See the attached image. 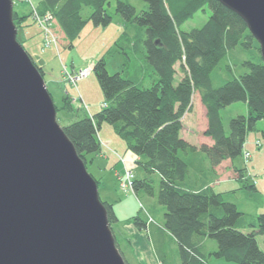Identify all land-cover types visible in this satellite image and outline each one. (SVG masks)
<instances>
[{
  "label": "trees",
  "instance_id": "16d2710c",
  "mask_svg": "<svg viewBox=\"0 0 264 264\" xmlns=\"http://www.w3.org/2000/svg\"><path fill=\"white\" fill-rule=\"evenodd\" d=\"M142 1L147 6L138 11L132 4L118 0L115 15L128 26L141 28L146 75L141 80H133L138 77L141 66L135 74L111 75L105 58L98 59L92 74L107 106L94 116H79L80 110H73V98L63 97L61 105L56 106L58 115L73 111L77 114L63 129L85 163L88 156L102 150L98 132L103 124L111 126L126 142L127 152L146 173L145 178L133 183V191L157 197L165 208L164 229L175 238L182 264H207V257L199 250V244L204 241L215 242L217 246L210 258L229 264H264V252L258 241V237H264V215L258 216L257 225L249 227L251 233H244L240 227L244 214L214 191L216 186L229 181L241 182L242 189L250 192L257 190L256 183L249 180L246 167H236L235 161L243 157L248 134L264 121L263 61L259 64L243 62L248 73L219 88L213 86L212 75L230 51L243 47L260 53L259 44L244 20L218 1ZM110 2L22 1L27 11L21 15L14 10V23L18 31L20 27L24 29L29 20L43 23L57 48L74 50L88 24L103 28L112 24L114 15L110 12ZM86 10H89L87 18L84 17ZM206 10L211 14L201 29L183 30ZM26 26L28 28L29 24ZM37 67L44 78L43 69ZM70 75L76 77L78 71ZM241 102L247 104L249 115L233 118L227 131L222 111ZM189 113L195 115L196 146L180 136L183 117ZM262 134L264 136V132ZM197 151L206 155L214 174L209 186L199 190L191 183L196 180L189 179L190 164L181 157L182 153ZM154 175L159 178L158 190ZM103 203L110 224L116 223L114 203ZM133 221L139 229L146 228L139 217Z\"/></svg>",
  "mask_w": 264,
  "mask_h": 264
},
{
  "label": "water",
  "instance_id": "95a60500",
  "mask_svg": "<svg viewBox=\"0 0 264 264\" xmlns=\"http://www.w3.org/2000/svg\"><path fill=\"white\" fill-rule=\"evenodd\" d=\"M239 15L264 64V0H215ZM0 0V264H126L98 185L59 125L39 69Z\"/></svg>",
  "mask_w": 264,
  "mask_h": 264
},
{
  "label": "rangeland",
  "instance_id": "374dc122",
  "mask_svg": "<svg viewBox=\"0 0 264 264\" xmlns=\"http://www.w3.org/2000/svg\"><path fill=\"white\" fill-rule=\"evenodd\" d=\"M22 1L31 2V0H16L14 2V10L19 11L21 15H25L26 13V7L22 6ZM118 0H111V10L112 13H115V7ZM125 3L132 4L137 8L138 11L144 10L143 6H147L145 2L142 0H121ZM142 8V9H141ZM208 12V13H207ZM211 13L206 10L205 12H200L196 18H194L193 21L187 23L183 30L186 32H189L193 29H201L204 26L203 19H206L208 15ZM89 16V10H86L84 13V17L87 18ZM30 21V20H29ZM33 21V20H32ZM36 23V28H27L29 30L28 32L33 31H39L42 35V43H41V52H46V57L50 59V61H55L59 67V70L62 69L61 75L58 82V88L56 85L51 84L48 79L46 78L45 81L47 83V88L51 95L53 96V101L56 106H60L62 102V98L65 96H70L68 88H77L83 89V90H95L94 85L91 83V79H94L92 74V69L94 66L93 60H86L85 65L88 67V71L91 70L90 73L86 75V78L84 79H77L76 77H73L71 74V70L69 69L70 66L74 63V65L81 64V61L84 59V55L91 49L95 54L98 53V59L105 58V60L108 62V71L111 73V75L115 74V72H130L131 74H135L139 71V66L144 65V63L147 61L144 54L137 50L132 48V43L125 41L124 39H121L120 37H111L108 33L103 32L102 27H95L91 23L86 26L84 31L81 34V38L77 41V44L74 48V50H63L60 48H57L55 45V42L53 40V37L46 26L43 23L33 21V24ZM115 29L118 30V27L115 26ZM141 29V28H139ZM22 28L19 29V35L17 37V40L19 43L25 48L24 50L28 52L29 49L28 45L26 44V40L22 39V34L20 35ZM102 34L105 35V38L102 37ZM121 34V32H120ZM129 37H131L130 32L128 33ZM32 35V34H31ZM102 37V38H101ZM144 37V34L142 31H140L137 42H139ZM41 41H39L40 43ZM40 47V46H39ZM59 49V50H58ZM53 56L51 58L50 56ZM35 61V59H33ZM90 61V62H89ZM122 61V63H120ZM250 61L252 63H261L262 58L258 51L255 49H246L243 47H237L236 49L230 51L228 53L227 58L218 66V68L214 71L212 75V83L215 88H219L223 86L226 82L232 80L233 78H239L240 76L248 73V70L243 68L242 64L243 62ZM36 62V61H35ZM62 63H66L64 66ZM84 65V64H83ZM63 67V68H62ZM228 67L231 69V71L228 69ZM92 68V69H91ZM87 69V68H86ZM146 75V73H145ZM127 76V75H126ZM181 77V75H180ZM87 79V80H86ZM85 80V81H84ZM148 82V81H146ZM150 86V85H149ZM77 96V93L72 91V94L70 97L73 98L72 100V106L74 102L77 104V99L74 98ZM74 101V102H73ZM81 105L83 104L80 103ZM84 105V104H83ZM82 105V108H83ZM84 107H86L84 105ZM74 108V107H73ZM74 110V109H73ZM84 110V109H83ZM85 111V110H84ZM85 113V112H84ZM82 115H84L82 113ZM81 115V116H82ZM222 120L226 127V130L229 131V123L233 118H236L238 116H245L248 117V106L246 103H236L228 108H226L224 111H222ZM76 112H70V113H60L58 115V121L59 125L63 128L70 124L72 122V118L76 117ZM183 123V130L181 131V138L188 143L192 145H197V138H196V125H195V115L193 113L186 114L183 117L182 120ZM264 121H261L258 123L256 130L253 132H250L248 134L247 140H246V151L249 152V160H245L243 157L238 158L235 161V166L238 168H247L248 174L250 177V182H254L257 185L256 192H250L245 189H242L243 184L239 181H229L224 182L220 184L219 186H216L214 188L215 193L222 194L223 199L227 203H233L237 206L240 212L244 214L240 227L242 232H247L243 230L250 229L249 227L251 225H257L258 223V216L264 215ZM181 157L184 158L189 164H190V180L195 179H201L204 182L211 183L214 179V174L211 169V164L206 157L205 154H203L200 151L197 152H191V153H182ZM116 158L118 160L115 167V177H113V181L117 183L118 190H120L124 194H133L130 189V180L128 178V174L133 171L135 177L137 180H142L146 177V173L144 170L136 164V158L131 154L128 153L126 155L121 154L119 155V158ZM87 171L88 173L94 178L98 185V178H99V170L101 162L95 163V158H92L91 156L87 158ZM131 170V171H130ZM108 174L111 173V168L106 169ZM114 171V170H113ZM252 175H250V173ZM253 176V178H252ZM156 181V190L159 189V178L157 175H154L152 177ZM189 180V181H190ZM100 182V181H99ZM100 187V183H99ZM117 190V191H118ZM119 192V191H118ZM100 199L102 202L113 200L114 193L108 189L100 188ZM136 195L133 200L138 203L140 211H142L145 214V217L147 216L148 212L151 216H154L157 220H160L163 218L164 212L163 209H165L163 206H161L157 200V197H149L144 192L140 191ZM139 200L142 202L139 203ZM152 201L149 202L150 204L147 205L146 201ZM143 206V207H142ZM216 211L212 209V212ZM138 214V213H136ZM135 214V215H136ZM113 225L114 232L116 231V228ZM136 226V225H135ZM132 228V236L129 234L130 241L132 242V245L134 246V250H137L138 253H140L145 259L146 263L152 264L156 263V256L154 254V249L151 245V241L146 233L143 235L140 234L139 228L136 226H131ZM118 242L120 244V247L123 248L126 246V244L123 242L122 237L117 233ZM259 245L261 250L264 252V237H260L259 239ZM215 243V242H214ZM159 250V254H161V250L159 247L156 249ZM170 251V254H173L170 247L168 248ZM124 253V251H122Z\"/></svg>",
  "mask_w": 264,
  "mask_h": 264
},
{
  "label": "crops",
  "instance_id": "0c3cea01",
  "mask_svg": "<svg viewBox=\"0 0 264 264\" xmlns=\"http://www.w3.org/2000/svg\"><path fill=\"white\" fill-rule=\"evenodd\" d=\"M143 8H145V7L143 6ZM110 12L111 13L113 12L111 10V8H110ZM113 15H114V20H113L112 24H110L108 27H105V28L102 27L103 32L108 33L109 36H111L113 38L120 37L121 39H124L125 41L132 43L133 49L137 50V48H138L139 51L141 53H143L142 44H139V42H137L139 33L142 30L139 29L135 25L128 26L127 25L128 23H126V21H124L121 17L115 15V13H113ZM209 17H210V15H208L207 18L203 19L202 21H205L204 23H206L208 21ZM27 24H29L28 28H30V29L33 27H35V28L37 27L36 23L33 24V21L32 22L29 21ZM26 25H25L24 29L21 30L20 35L22 34V36H21L22 39L26 40V44L28 45V49H29V55L33 59H35V61H36L35 63L41 69H43V71L45 73L44 78L45 79L47 78L51 84L56 85L58 88V82L57 81L60 78L62 69L59 70L57 63L55 61H50V59H48L46 57V54H47L46 52L45 53L41 52V43L43 41L41 32H39L37 30L33 31V32H28L29 30H27ZM115 26L118 27V30L115 29ZM120 32H121V34H120ZM128 32H130L131 37L126 36V35H128ZM102 37L105 38V35L102 34ZM39 41H41V42L39 43ZM97 55H98V53L95 54L90 49L84 55V59L81 61V64L78 65V68L76 67L77 65H74V63H73L69 69L71 70V72L73 71L76 73L80 69L84 68V66L86 64L85 63L86 60H93V62L95 63L98 60ZM50 57L53 58V56H50ZM120 63H122V61H120ZM65 64L66 63H62L63 66ZM106 65H107V69H108V62L107 61H106ZM145 66L146 65L144 63V65L142 66V70L138 73L139 74L138 77L133 79L134 81H136L138 79L141 80L145 76L144 71H145V69H147V67H145ZM125 71H123L121 73L124 75H126V74L130 75V72H125ZM115 73H117V72H115ZM93 78L94 79H91V83H92V85H94L95 90H83V89H79V87L68 88L70 96L72 94V91L77 93V96L74 98H76L77 102H79V103H77V104L74 103L73 109L75 111L80 110L78 112L79 116H81L82 113L84 115L87 114L89 116H94L95 114L99 113L102 110L101 106L105 102V99L103 97V93L100 89V86H99L95 76ZM176 78H179V77L177 76ZM179 79H181V78H179ZM177 83L178 82L176 80L175 86H177ZM82 102L86 107H84V105L82 104L83 105V108H82V105L80 104ZM73 119H74V117H73ZM98 136H99V139L102 143V150L97 155L92 156V158H95V163L101 162V164H103L100 166V168H102V170L101 169L99 170L100 174H99L98 180L100 181L99 182L100 188L108 189L114 193L113 198L115 199V201H113V200L112 201L108 200V201L110 203L115 204L114 211H115V215L117 217V222L113 224V225H115L114 227L116 228L115 235L117 237V233H118L122 237L123 242L126 244V246L124 247V250L122 247H120V249H121V251H124L123 255H124L127 263L128 264H148V263H146L145 259H143L142 255L140 253H138L137 250H134V246L132 245V242L130 241V237L128 236L129 234L132 235L131 230L133 227H131V226L136 227L132 222L133 218H135L136 216H139V217L143 218L145 220V222H147L146 228L139 229V231H140V234H142V235L144 233L147 234V236L149 237V239L151 241L152 247L155 248L154 254L156 256V263L157 264H182V261L180 259V251H179L178 244H177L175 238L164 229V215H163L162 219L157 220L156 218H154V216H151L148 212H146L147 216L145 217V214L142 211H140L138 203H136L133 200V198L136 195L122 193L120 190H118V187L116 185L117 183H115V181H113V177H115V175L113 176V174L116 171L115 170L116 164H119V163H117L118 160L116 158V153H117L118 158H119L120 153L124 154V155L127 154L126 142L124 140H122L115 133L114 129L111 126H109L108 124H103L101 126V128L98 132ZM193 146H196V145H193ZM110 168H111V173L108 174L106 169H110ZM195 180H196L195 182L189 181L195 185L193 188H196L199 190L201 188H207V186H209L208 182L203 183L200 179H198V180L195 179ZM189 185H186V186L190 188L191 185L190 186ZM145 201H146L147 205L150 204L149 202H152V201H148V200H145ZM139 203L141 204L142 202L139 200ZM163 212L165 214V209H163ZM136 213H138V214H136ZM150 219L153 220V223H151V224L148 223V221ZM243 231H247L246 233H249L252 230L248 229V230H243ZM157 247H159V249L161 250V254H159V250L158 251L156 250ZM169 247H170L173 254H170V251L168 250ZM216 248H217V246L215 245V243H212L210 241H204V242L199 244L200 252L204 256L207 257V264H229L223 260H217L215 258L209 257L210 254L216 250ZM152 264H155V263L152 262Z\"/></svg>",
  "mask_w": 264,
  "mask_h": 264
},
{
  "label": "built area",
  "instance_id": "2783aa9c",
  "mask_svg": "<svg viewBox=\"0 0 264 264\" xmlns=\"http://www.w3.org/2000/svg\"><path fill=\"white\" fill-rule=\"evenodd\" d=\"M86 68L87 69H84V70H82V71L79 72L78 76H76L77 79H80V80L81 79H84V78H86V75L91 72V70L88 71V67H86ZM245 157L248 158L249 157V154H246ZM128 178L130 180L129 186H130V188H132V179H133V176H132L131 173L128 174Z\"/></svg>",
  "mask_w": 264,
  "mask_h": 264
}]
</instances>
